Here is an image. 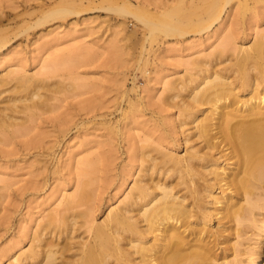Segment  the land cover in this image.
Returning <instances> with one entry per match:
<instances>
[{
  "label": "rangeland",
  "instance_id": "1",
  "mask_svg": "<svg viewBox=\"0 0 264 264\" xmlns=\"http://www.w3.org/2000/svg\"><path fill=\"white\" fill-rule=\"evenodd\" d=\"M130 2L158 21L191 7L187 0H0V264L29 252L46 227L64 224L55 217L78 219L72 237L88 239L93 222L125 205L136 180L149 181L152 154L159 160L161 152L183 155L199 145L181 104L200 70L230 65L238 47L264 34V0L248 7L232 0L211 21L203 4L183 34L153 37L134 17L106 9ZM62 5L77 12L38 24ZM11 70L30 77L32 88L7 77ZM13 95L23 100L12 102ZM251 222L223 232L240 240L239 259L257 245Z\"/></svg>",
  "mask_w": 264,
  "mask_h": 264
},
{
  "label": "bare ground",
  "instance_id": "2",
  "mask_svg": "<svg viewBox=\"0 0 264 264\" xmlns=\"http://www.w3.org/2000/svg\"><path fill=\"white\" fill-rule=\"evenodd\" d=\"M187 1L189 10L175 7L176 11L166 12L161 21L153 19L147 10L135 11L131 2L107 5L106 9L120 17H134L153 37L155 32L183 34L184 24L192 25L188 19L199 14L203 4L206 20H216L232 0ZM239 2L247 6L248 0ZM57 7L38 24L47 17L77 12L70 6ZM237 52L224 68L199 67L198 84L190 91V99L181 104L183 121L192 124L190 130L199 145L193 143L196 146H189L183 155L161 152L159 160L152 154L147 165L149 181L136 180L125 205L113 206L103 222H93L91 236L85 241L77 243L72 237L78 219L55 217L54 221L64 224L46 227L45 234L34 236L37 241L29 252L10 263L264 264V34L238 47ZM12 73L14 70L6 76ZM22 75L10 79H20L23 89H31L30 77ZM172 89L173 97L181 95L180 88L173 85ZM34 91H29L31 99ZM17 100L23 97L13 95L11 101ZM86 191L81 187L77 197L83 199ZM259 211L261 219L256 218ZM213 219L218 221L215 228L211 226ZM228 221L233 222L221 228ZM247 221L257 226L259 238L249 256L239 259L240 240L231 242L232 238L223 232ZM41 227L39 231H43ZM48 233L53 237L48 238ZM229 250L234 259L228 258Z\"/></svg>",
  "mask_w": 264,
  "mask_h": 264
}]
</instances>
